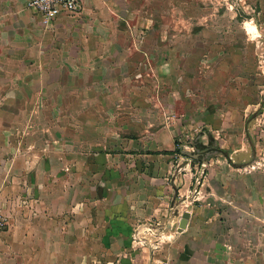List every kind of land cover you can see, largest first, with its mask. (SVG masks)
<instances>
[{"label":"crops","instance_id":"0c3cea01","mask_svg":"<svg viewBox=\"0 0 264 264\" xmlns=\"http://www.w3.org/2000/svg\"><path fill=\"white\" fill-rule=\"evenodd\" d=\"M28 1L0 0V70L6 86L37 87L43 106L10 116L41 118L43 136L28 141L22 126L0 130V211L7 220L0 264H264V113L247 126L260 141L255 164L242 161L248 154L229 158L225 141L212 151L197 135L196 148L204 150L185 151L182 159L208 165L203 205L178 212L173 191L188 179L172 156L174 137L186 129L167 121L126 139L133 127L88 121L152 116L124 103L138 95L153 100L151 77L166 64H136L142 48L117 41L131 34L127 23L150 21L140 7L154 1L80 0L77 13H62L50 26ZM65 87L74 88L67 98L73 103L83 87V109L56 110ZM61 114L72 124L54 123ZM217 128L225 130V122Z\"/></svg>","mask_w":264,"mask_h":264},{"label":"rangeland","instance_id":"374dc122","mask_svg":"<svg viewBox=\"0 0 264 264\" xmlns=\"http://www.w3.org/2000/svg\"><path fill=\"white\" fill-rule=\"evenodd\" d=\"M150 4L140 7L152 15L150 21L127 23L131 34L117 42L142 48L144 52L140 57L138 55L140 59L136 64L140 62L147 66L148 62L156 67L166 64L165 73L158 70L151 77L157 81L154 90H158L153 100L147 101L148 96L138 95L133 103H124L134 106V109L137 107L142 113L148 111L152 116L118 119L113 116L88 121L98 124L107 119L110 126L118 121V124H124L125 129L133 127L137 132L132 135L131 131L125 130L126 139L140 135L149 125L152 128L167 125V121L171 126L176 123L184 127L187 133L174 137L176 144L172 158L175 165L180 166L177 174H187L188 180L186 183L183 181L186 188L180 193L173 191L177 196L174 208L178 212H192L203 205H200L202 186L208 165L190 160L185 162L182 153L204 150L196 148L197 135L204 137L206 148L212 151L220 149L219 145L224 141L229 143L224 144L223 150L231 159L236 156L244 158L248 154V160L245 158L243 162L260 161L261 155L258 156L255 150V144L260 141L257 135L247 134V126L254 115L264 113V0H151ZM123 27L126 28L125 25ZM248 27L254 30V34L248 31ZM5 73L0 70V130L22 126L21 137L24 140H36L37 136L42 140L43 135L39 134L41 118L10 116V113L20 110L31 112L43 106L42 101L36 98L37 87L6 86L3 84ZM76 90L82 94L77 95L79 100L74 103L67 101L74 88L70 90L68 87L67 90L65 87L59 92L63 94L56 110L66 112L75 106L74 110L83 109V87ZM21 92L24 93L21 95ZM17 96V101L11 100ZM86 103V106L97 104L94 101ZM108 104L115 106L114 103ZM167 110L171 111L169 119ZM55 120L57 125L66 126L72 124L73 119L61 114ZM221 120L226 128L219 132L217 123ZM75 121L79 125L83 119L76 118ZM228 122H231L229 127ZM0 136L4 135L1 133ZM95 139L98 140L99 135H92V141ZM195 179H199L200 185L195 184ZM155 244L158 246L159 242Z\"/></svg>","mask_w":264,"mask_h":264},{"label":"built area","instance_id":"2783aa9c","mask_svg":"<svg viewBox=\"0 0 264 264\" xmlns=\"http://www.w3.org/2000/svg\"><path fill=\"white\" fill-rule=\"evenodd\" d=\"M80 0H29L27 8L37 14L44 26H50L52 22L62 13L74 14L79 10ZM182 152V151H181ZM178 155H175L177 158ZM178 170L180 166L177 165ZM195 184L200 185L199 179H195ZM7 220L0 211V233L5 230Z\"/></svg>","mask_w":264,"mask_h":264},{"label":"water","instance_id":"95a60500","mask_svg":"<svg viewBox=\"0 0 264 264\" xmlns=\"http://www.w3.org/2000/svg\"><path fill=\"white\" fill-rule=\"evenodd\" d=\"M238 159H240V157H238ZM175 215L178 216V213L176 212ZM181 216H182L183 219H187L188 218L187 214H184V215H181Z\"/></svg>","mask_w":264,"mask_h":264},{"label":"bare ground","instance_id":"6f19581e","mask_svg":"<svg viewBox=\"0 0 264 264\" xmlns=\"http://www.w3.org/2000/svg\"><path fill=\"white\" fill-rule=\"evenodd\" d=\"M248 31L251 33V34H254V30H252L251 28L248 27Z\"/></svg>","mask_w":264,"mask_h":264}]
</instances>
